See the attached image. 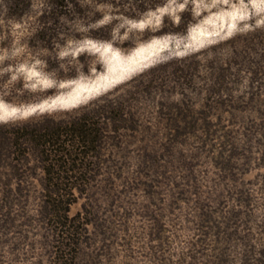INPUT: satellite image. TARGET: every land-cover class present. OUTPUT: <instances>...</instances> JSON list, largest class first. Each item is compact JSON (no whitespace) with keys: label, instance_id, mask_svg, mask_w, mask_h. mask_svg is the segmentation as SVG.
<instances>
[{"label":"rangeland","instance_id":"374dc122","mask_svg":"<svg viewBox=\"0 0 264 264\" xmlns=\"http://www.w3.org/2000/svg\"><path fill=\"white\" fill-rule=\"evenodd\" d=\"M108 104L68 252L1 167L0 264H264V0H0V126Z\"/></svg>","mask_w":264,"mask_h":264},{"label":"trees","instance_id":"16d2710c","mask_svg":"<svg viewBox=\"0 0 264 264\" xmlns=\"http://www.w3.org/2000/svg\"><path fill=\"white\" fill-rule=\"evenodd\" d=\"M120 113L117 106L108 104L67 117L49 116L0 126V169L6 162L18 169L30 156L37 158L43 170L46 200L58 223V241L66 251L70 242L63 241L73 234L67 227L70 206L76 201V192H85L95 178L109 128L118 131L122 127Z\"/></svg>","mask_w":264,"mask_h":264}]
</instances>
